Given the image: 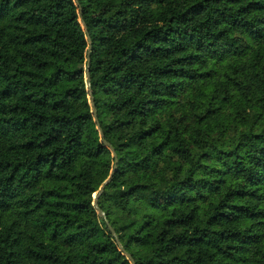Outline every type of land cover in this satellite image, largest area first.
<instances>
[{
	"label": "trees",
	"instance_id": "obj_1",
	"mask_svg": "<svg viewBox=\"0 0 264 264\" xmlns=\"http://www.w3.org/2000/svg\"><path fill=\"white\" fill-rule=\"evenodd\" d=\"M150 1L0 0V264H264V0Z\"/></svg>",
	"mask_w": 264,
	"mask_h": 264
},
{
	"label": "water",
	"instance_id": "obj_2",
	"mask_svg": "<svg viewBox=\"0 0 264 264\" xmlns=\"http://www.w3.org/2000/svg\"><path fill=\"white\" fill-rule=\"evenodd\" d=\"M81 13L80 9H79V14ZM83 23V22H82ZM84 25V23H83ZM86 29V28H85ZM88 37V36H87ZM89 66H90V59H89V55H87V58H86V69H85V81H86V85H87V89L89 90L90 89V77H89ZM88 97H89V100H90V103L92 104V114H93V120L94 122L96 123V127L98 128L99 130V133H100V136L102 137V131L100 129V126H99V123H98V119H97V114H96V110H95V107H94V104H93V99H92V93L91 91L89 90V94H88ZM101 142L106 146L108 147L111 151H112V154H113V157H114V162H113V166H112V169L110 171V174L108 176V178L104 181V183L101 185L100 189L97 191V193H95L93 195V204H94V207L96 208V211L99 215L103 216L104 217V211H102V209H100V207L98 206L97 204V200H98V197L101 195V193L103 192L104 190V187L107 183H109L112 179V176H113V173L114 171L116 170V164H117V159H116V154L113 150V148L110 146V144L104 139L102 138L101 139ZM107 223V226L111 232V234L114 236L115 239H117L116 237V233L115 231L113 230V228L109 225V223L106 221ZM127 257L130 261L131 264H135L134 260L132 259V257L127 254Z\"/></svg>",
	"mask_w": 264,
	"mask_h": 264
},
{
	"label": "rangeland",
	"instance_id": "obj_3",
	"mask_svg": "<svg viewBox=\"0 0 264 264\" xmlns=\"http://www.w3.org/2000/svg\"><path fill=\"white\" fill-rule=\"evenodd\" d=\"M156 4H157V1H156V0H152V1L148 2L149 7H154ZM95 193H97V191H96ZM95 193H94V194H95ZM94 194H93V195H94ZM93 195H92V197H93ZM98 198H99V197H98Z\"/></svg>",
	"mask_w": 264,
	"mask_h": 264
}]
</instances>
